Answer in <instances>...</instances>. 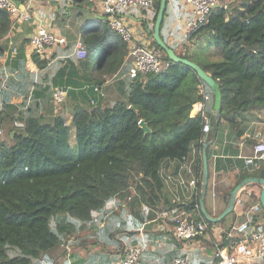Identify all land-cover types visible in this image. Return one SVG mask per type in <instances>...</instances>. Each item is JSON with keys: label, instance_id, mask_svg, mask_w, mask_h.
<instances>
[{"label": "trees", "instance_id": "16d2710c", "mask_svg": "<svg viewBox=\"0 0 264 264\" xmlns=\"http://www.w3.org/2000/svg\"><path fill=\"white\" fill-rule=\"evenodd\" d=\"M160 5L161 0H155L154 18L144 19L143 25L152 45L170 59L153 37ZM168 13L167 2L161 28L165 43L180 57L201 65L218 83L220 112L207 108L212 123L207 141L209 158L211 144L223 124L237 129L240 135L245 122L264 120V0H223L208 23L188 35L196 38L208 34V43L216 51L204 56V61L191 58L187 45L179 51L169 42L163 32ZM99 21L83 31L88 53L78 64L109 76L120 74L128 45L106 17ZM12 22L8 11L0 10V40ZM71 41L63 43V54L75 46ZM215 53L221 58L211 59ZM38 54L35 58L39 65H48L49 61H40ZM79 65L72 63L73 73H77ZM127 75L124 99L103 104L105 94L99 93L98 101L88 98L84 104L77 103L71 125L62 114L49 118L32 105L19 119L23 126L14 125L16 117L9 120L12 125L8 139L0 134V264H32L64 242L83 250L100 246L84 264H112L124 253V239L120 236L135 233L134 226L142 225L146 218H155L158 211H184L196 219L205 218L200 206L203 184H199L196 199L174 201L161 168L165 160L182 158L190 154L193 145L198 147L202 118L192 117L190 111L192 102L199 97L200 84L215 101L211 86L194 69L179 62H172L163 73ZM71 79V86L79 85ZM96 81L99 82L95 78ZM80 83L84 85L85 81ZM142 119L151 128L150 133L140 126ZM71 126L75 129L74 144ZM196 170L202 176V155ZM259 176L264 177V168ZM112 198H116L118 208L106 215L105 204ZM257 198L264 212L259 194ZM144 204L152 209L148 217L142 210ZM196 205L200 214L193 212ZM92 210L101 211L98 222H94ZM230 215L235 219L236 212ZM258 215L251 214L250 225L264 228L258 225ZM227 216L218 222L205 219L210 228L226 224ZM231 229L226 227L220 246L229 242ZM114 245L118 253L111 257Z\"/></svg>", "mask_w": 264, "mask_h": 264}, {"label": "crops", "instance_id": "0c3cea01", "mask_svg": "<svg viewBox=\"0 0 264 264\" xmlns=\"http://www.w3.org/2000/svg\"><path fill=\"white\" fill-rule=\"evenodd\" d=\"M15 2L20 10H28L31 17L26 21L12 19L9 32L0 40V134L4 138L12 125L9 120L16 117L14 122L21 121L19 119L30 105L37 108L38 112L41 110L47 114L49 118L62 114L67 123L71 124L75 104H84L88 98L91 101L101 99L96 87L105 94V97L101 99L103 104L110 105L125 98L128 89V68L132 66L130 56L126 57L121 69L122 73L109 76L101 74L95 68L81 67L78 63L82 58H78L75 54L76 42L79 38H83L84 29L99 24L100 19L105 20L102 0H34L32 3H28L27 0H15ZM168 3L169 13L165 19L163 32L170 43L181 49L185 38L183 36L186 34L176 26V21L186 3L185 0H168ZM123 15L127 21L137 25L135 30L138 35L151 39L143 25V14L139 7L130 6L123 12ZM41 26L52 30L66 40H72V43L75 41V46L68 54L62 53L61 48L65 44L60 43L39 53L37 58L40 61L44 59L49 61L48 65L42 67L36 61V53L29 45L30 35ZM184 45L188 46L187 42ZM73 62L79 65L77 73L76 71L73 73ZM63 70H66L65 75H63ZM71 73L74 75L72 79ZM95 78L99 82H94ZM70 79L76 80L79 85L71 86ZM83 81L85 84L81 85L80 82ZM58 87H65L68 90L67 97L60 104L52 102L51 95L52 93L54 95ZM214 102L210 101L207 108L215 113ZM242 129L243 133L239 135L237 129L225 123L211 144V155L208 158L209 182L205 196V205L211 215L217 216L224 211L228 197L233 187L237 185L236 183L248 176H259L264 168V161L249 165L245 162V156L252 154V147L258 141L256 135L264 139V120L250 119L243 124ZM194 147L195 145L192 146L191 153ZM198 160L197 158L196 165ZM170 161V159L165 160L162 167L176 170L177 162ZM261 188L262 185L258 183L248 184L239 190L238 194L244 200L245 205L235 207V219L229 214L226 224H215L198 238L188 240L176 238L173 233L174 225L169 219L172 211L164 210L165 214L151 219L144 226L142 233L137 230L142 225H137L132 228L135 233L125 234L127 237L120 236L124 239V249L127 245H136L146 239L151 242V246L145 264H173V259L184 253H188L194 263L210 264L214 261L215 250L220 246L226 227H232L243 220L244 211L251 205L259 203L257 195L260 196ZM196 197L197 195L193 196V199ZM198 209H193V212L200 214V209ZM254 212L259 213L258 225L264 226L263 210L258 208ZM103 224L104 222H101V225ZM255 228L259 227L251 226L252 230ZM72 238L74 239V236ZM99 248L100 246L91 245L87 250H83L64 242L49 250L43 258L34 259L32 264H35L36 260L43 264H84L88 256ZM117 248L116 245L112 246L111 257H115L118 253ZM256 264H264V258Z\"/></svg>", "mask_w": 264, "mask_h": 264}, {"label": "built area", "instance_id": "2783aa9c", "mask_svg": "<svg viewBox=\"0 0 264 264\" xmlns=\"http://www.w3.org/2000/svg\"><path fill=\"white\" fill-rule=\"evenodd\" d=\"M32 3L34 0H27ZM186 6L181 15L177 18L176 26L184 34L189 35L197 30L201 25L208 23L212 13L217 7L222 5L223 0H185ZM130 6H139L143 11V20L153 19L155 14V0H102V11L109 25L118 32L128 45V56L132 58V66L129 71L131 77H137L140 73H163L172 61L163 57L159 48L152 45L149 37L142 38L138 35L134 26L127 21L123 12ZM0 10L8 11L11 18L15 20H29L31 14L28 10H20L15 0H0ZM150 36V35H149ZM151 38V37H150ZM65 38L60 37L55 32L45 27H39L29 37V45L34 53H43L47 48L63 44ZM87 48L82 38L76 42L75 54L78 58L87 56ZM96 91L104 94L98 87ZM199 97L192 102L190 115L192 117L200 115L202 118V135L198 141V147L193 148V153L179 159H170L176 163V170H168L163 166L161 174L166 187L174 196V201H190L198 194V186L202 183V176L196 170V159L202 155L204 146L207 144L208 135L212 128L211 116L207 105L211 101L210 94L204 84H200L198 89ZM67 96L65 87H58L54 91V100L57 104L62 103ZM94 101V100H93ZM16 126H23V121H15ZM252 147V154L245 156L247 165L264 161V139L259 137ZM244 200L237 194L235 207L243 205ZM245 205V204H244ZM198 206V205H197ZM196 208H199V206ZM118 208L116 198L109 199L104 207L106 215ZM260 208V204L251 205L244 211L245 218L235 225L229 233V242L224 246H218L215 250L214 261L210 264H256L264 258V228L251 229V214ZM144 215L148 217L151 213L149 205L142 207ZM199 210V209H198ZM94 222H98L101 211L92 210ZM200 213V212H199ZM165 211H158L157 215L162 216ZM170 221L174 225V236L180 240L198 238L204 235L209 229V223L204 218L196 219L186 214L184 211L172 212ZM149 218L138 228L141 233L144 226L149 222ZM143 237V236H142ZM151 242L143 239L136 245H127L124 253L112 264H145L146 257L150 250ZM44 261V260H43ZM65 264V263H64ZM173 264H209L205 262L194 263L188 253H184L173 259Z\"/></svg>", "mask_w": 264, "mask_h": 264}, {"label": "water", "instance_id": "95a60500", "mask_svg": "<svg viewBox=\"0 0 264 264\" xmlns=\"http://www.w3.org/2000/svg\"><path fill=\"white\" fill-rule=\"evenodd\" d=\"M167 2L168 0H161V5L158 11L157 19L155 22V28H154V34L153 37L157 41V44L160 48L164 49L166 53L168 54L170 60L174 63H184L188 66H190L192 69H194L198 76L205 80L212 88L214 94H215V102H214V109L219 113L220 112V107H221V94L219 91L218 83L216 80L201 67L197 62L188 59V58H182L180 57L175 50L168 46L165 41L163 40L161 36V28H162V23L165 17V12L167 9ZM131 108L135 109L134 106H131ZM140 126L144 130L145 133H150L152 130L148 126L147 122L145 120H140L139 122ZM207 147L208 145L206 144L203 148L202 151V158H203V170H202V184H203V189H202V194L200 198V206L202 213L204 214L205 218L207 220L213 221V222H218L225 216L229 215L235 210V201H236V196L242 188H244L246 185L250 183H259L262 185L261 192H260V201L261 204L264 208V177L260 176H248L241 180L231 191L230 197L227 203L226 208L222 213L219 215H211L209 211L206 208L205 205V196L207 192V187H208V182H209V159H208V154H207Z\"/></svg>", "mask_w": 264, "mask_h": 264}, {"label": "rangeland", "instance_id": "374dc122", "mask_svg": "<svg viewBox=\"0 0 264 264\" xmlns=\"http://www.w3.org/2000/svg\"><path fill=\"white\" fill-rule=\"evenodd\" d=\"M137 7H139V6H137ZM139 8L141 9V7H139ZM142 14H144L143 11H142ZM142 17H143V15H142ZM147 19H150V18H147ZM131 24L136 29L137 25L134 22H131ZM183 37H185L184 38V44H185V42H187V44H188V48H189L188 55L195 60L204 61V59H206L204 56H209V54L214 53L216 51V48L213 47L210 43H208V34L207 33H203V34L199 35L198 37H196L195 39L189 38L188 35H185ZM183 45L181 46L182 48L184 47ZM178 50H179V48H178ZM220 58H221V55L218 53L217 54L215 53V55H212V57H211V59H213V60H218ZM71 124H72V122H71ZM71 143L72 144L75 143L74 126H71ZM123 251H125L124 248H123ZM35 264H41V263L36 260Z\"/></svg>", "mask_w": 264, "mask_h": 264}]
</instances>
